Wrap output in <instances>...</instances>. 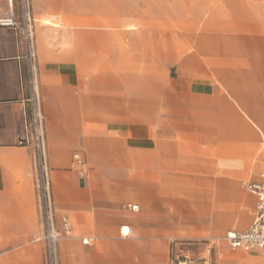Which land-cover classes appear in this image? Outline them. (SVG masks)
<instances>
[{"label": "crops", "instance_id": "crops-1", "mask_svg": "<svg viewBox=\"0 0 264 264\" xmlns=\"http://www.w3.org/2000/svg\"><path fill=\"white\" fill-rule=\"evenodd\" d=\"M116 1L32 0L56 222L61 229L68 218L73 228L60 241V264H170L179 212L159 199L180 197L173 187L160 192L179 182L175 172L201 168L202 198H212L213 180L219 184L216 231H244L256 212L257 198L243 184L262 182L264 167L243 177L247 167L264 164V0H203L219 1V13L189 36L183 60L173 46L166 60L178 77L170 85L162 45L149 53L132 41L141 32L118 31ZM7 11L8 0H0V14ZM3 31L0 264H45L32 154L17 146L23 106L16 43ZM77 153L86 160L85 178L74 167ZM90 167L99 168L95 188ZM119 167L139 168L124 174V189L115 184ZM135 176L142 185L134 192ZM244 202L252 213H241L238 224Z\"/></svg>", "mask_w": 264, "mask_h": 264}, {"label": "rangeland", "instance_id": "rangeland-1", "mask_svg": "<svg viewBox=\"0 0 264 264\" xmlns=\"http://www.w3.org/2000/svg\"><path fill=\"white\" fill-rule=\"evenodd\" d=\"M121 2V3H120ZM219 1L212 4V6H204L203 0H117L116 1V14H117V30L123 31L125 29L132 28L138 32H141V37L137 41H141L145 44L141 50L148 51L149 53H155L160 51L162 45V51L164 54L165 62L163 66V77L167 83L176 80L178 77L177 70L173 68L172 64L168 63L166 59H169L173 51V46L179 47L181 59L186 57L189 51V36L193 33H200L205 25V21L210 18L211 14L219 13ZM125 4V5H120ZM33 10V5H32ZM263 11V8L261 7ZM214 25V24H213ZM5 39L12 36V32L3 31ZM139 36V35H137ZM124 50L130 48L129 40L122 39ZM133 44V42H132ZM143 52V51H142ZM165 92L167 87L165 86ZM261 150L264 152V146H261ZM215 150L211 152L212 160H214ZM264 164L260 162L259 166L247 167L244 170V177H250V174L257 175ZM92 169L93 187L100 185L97 179L99 168L90 167ZM138 167L133 168H117V173L121 175L116 180L117 186H122L123 189L127 185L124 174H129L131 171L138 172ZM213 169V168H212ZM183 170V169H182ZM195 173L187 172H175L180 174L179 182L165 183L167 187L161 188L160 192H169L171 188L174 190H180L179 198H171L172 200L161 198L159 201L168 202L172 201L177 208L179 214L177 215L180 232L176 240L170 245V261L173 258H178L182 262L187 261L189 264H264V258L256 253H243L230 249L224 237L227 232L232 230V227L226 231H216L212 228V221L215 215V204L218 199L214 196L218 192L219 184H216L214 180L211 183L210 190L212 192V198L199 197L203 195L202 190L204 186L199 183L200 178H203V174L200 173L201 168L196 167ZM138 175V174H136ZM136 177V176H135ZM205 177H208L205 175ZM214 177V176H213ZM141 183L136 179L131 182V190L136 191L141 187ZM159 186L161 184H158ZM123 189H119L124 192ZM160 189V188H159ZM152 190V189H151ZM155 190V188H154ZM163 190V191H162ZM194 191L195 198H183L182 191ZM245 192V191H244ZM247 194V192H245ZM229 202L233 200L228 198ZM211 202V206L208 203ZM166 205H164L165 207ZM211 207V210H209ZM246 202L239 210L238 224L241 223L242 218L239 217L241 213H252L246 210ZM236 231H241L238 227L234 228ZM247 230V229H246ZM245 231V230H244ZM243 232V231H241ZM37 237V239L41 236ZM60 244V243H59ZM171 264V262H170Z\"/></svg>", "mask_w": 264, "mask_h": 264}, {"label": "built area", "instance_id": "built-area-1", "mask_svg": "<svg viewBox=\"0 0 264 264\" xmlns=\"http://www.w3.org/2000/svg\"><path fill=\"white\" fill-rule=\"evenodd\" d=\"M36 20L32 0H8V11L0 14V30L12 32L19 66L22 109V128L17 146L32 154L35 189L39 207L42 234L37 239L45 247V264H60L59 243L70 237L73 231L68 218L62 219V228L57 227L56 208L53 197L52 169L49 162L46 121L41 96L38 50L35 35ZM74 167L81 178L87 176L86 160L81 154L74 155ZM262 182H244L245 189L256 196V212L251 226L241 231H230L224 242L234 251L257 253L264 258V172ZM132 210L136 211L137 206ZM87 244V241H84ZM171 264H189L173 258Z\"/></svg>", "mask_w": 264, "mask_h": 264}]
</instances>
